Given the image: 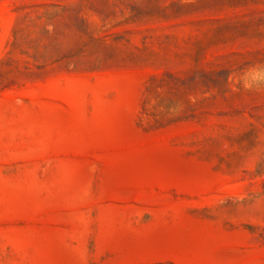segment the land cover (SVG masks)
<instances>
[{
    "label": "rangeland",
    "instance_id": "obj_1",
    "mask_svg": "<svg viewBox=\"0 0 264 264\" xmlns=\"http://www.w3.org/2000/svg\"><path fill=\"white\" fill-rule=\"evenodd\" d=\"M264 0H0V264H264Z\"/></svg>",
    "mask_w": 264,
    "mask_h": 264
},
{
    "label": "clouds",
    "instance_id": "obj_2",
    "mask_svg": "<svg viewBox=\"0 0 264 264\" xmlns=\"http://www.w3.org/2000/svg\"><path fill=\"white\" fill-rule=\"evenodd\" d=\"M264 82V70L256 69L242 78V84L245 88L251 90Z\"/></svg>",
    "mask_w": 264,
    "mask_h": 264
}]
</instances>
